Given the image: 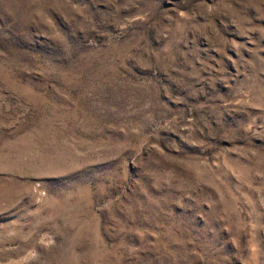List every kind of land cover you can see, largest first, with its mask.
I'll return each mask as SVG.
<instances>
[{"label":"rangeland","instance_id":"1","mask_svg":"<svg viewBox=\"0 0 264 264\" xmlns=\"http://www.w3.org/2000/svg\"><path fill=\"white\" fill-rule=\"evenodd\" d=\"M0 264H264V0H0Z\"/></svg>","mask_w":264,"mask_h":264}]
</instances>
